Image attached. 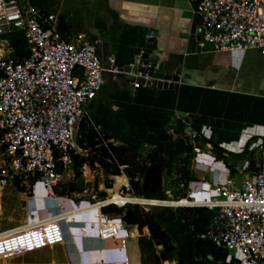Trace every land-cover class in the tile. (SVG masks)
I'll return each instance as SVG.
<instances>
[{"label": "crops", "instance_id": "1", "mask_svg": "<svg viewBox=\"0 0 264 264\" xmlns=\"http://www.w3.org/2000/svg\"><path fill=\"white\" fill-rule=\"evenodd\" d=\"M35 2L43 13L57 17V29L62 36L81 33L96 44V52L106 68L105 83L97 96L84 105L87 116H81L76 133L80 136L88 127L92 129L91 122L100 125L116 144L139 145L137 149L142 154L136 159L139 163L150 165L147 158L155 157L160 169L154 168L147 181L137 176L141 187L145 182L150 187L158 182L157 178L165 201L179 197L190 202L202 201L210 195L208 182L215 178L223 181L227 170L237 182L243 179L238 171L246 162L248 172L257 170L256 147L264 138V55L253 49L202 50L199 20L193 11L197 0ZM6 37L1 38L9 45ZM142 52L157 58L158 72L179 71L181 80L172 89L134 87L125 81L123 74L108 70L131 63ZM7 54L14 55L11 47ZM179 114L190 116L188 124ZM83 122L89 124L86 129L80 127ZM177 127L181 128L180 137L164 140L167 131ZM188 133L197 135L200 154L196 163L192 162L195 153L187 141ZM143 142L152 146L147 156ZM213 147L225 155V160L217 158L219 153ZM188 155L191 156L188 174L192 180L185 183V191L177 196L176 186L182 183L181 160ZM87 156L88 152L81 156L82 160ZM97 176L102 180L101 173ZM201 176L207 183L199 181ZM35 192V196L19 197L23 218L11 228L18 229L15 234L0 239L1 264L12 259L16 264H123L125 258L128 264H138L135 245L141 233L147 236L148 228L143 227L140 233L138 226L128 225L130 236L123 249L120 239H99L97 211L72 213L63 220L24 228L30 213L46 218L58 213V207L65 211L72 208L68 201L57 204L55 199L46 197L40 186ZM56 194L76 201L79 198ZM153 212L162 220L161 226L170 236L177 258L184 264H205L193 251L187 232L178 221L180 212L157 207ZM167 264H173V259Z\"/></svg>", "mask_w": 264, "mask_h": 264}, {"label": "built area", "instance_id": "2", "mask_svg": "<svg viewBox=\"0 0 264 264\" xmlns=\"http://www.w3.org/2000/svg\"><path fill=\"white\" fill-rule=\"evenodd\" d=\"M194 14L199 20V47L215 52L253 49L264 55V0H197ZM57 17L47 15L28 0H0V38L15 32L22 33L27 55L21 59L0 57V189L16 184L31 185L28 194L35 196L37 187L55 201H68L72 208L46 218L28 214L26 229L37 228L63 220L72 213L97 211L99 239H120L122 248L129 238L121 219H110L100 208L115 205L123 208L160 206L140 203L155 200L133 193L126 165H116L119 174L109 175L104 199L88 201L84 191L78 201L69 196H57L56 187L68 175L76 156L88 149L78 145L76 133L81 116H87L84 105L94 99L105 83L102 62L96 48L84 34L62 36L57 29ZM117 72V69H108ZM147 79V78H145ZM134 87L146 86L139 82ZM92 130L102 139L100 125L90 122ZM175 136L174 129L167 131ZM196 133H188L196 163L200 150L196 147ZM117 146L113 139L102 143ZM147 152L149 142L142 143ZM112 157V153L108 150ZM257 170L248 172L249 163L242 167L243 179L237 182L227 170L223 181L208 182V199L193 201L191 207H203L212 212L210 222L201 239L210 241L216 249L227 254V262L234 264H264V138L256 147ZM247 169V170H246ZM246 170V171H245ZM91 166L84 167V180L89 182ZM199 181L207 183L204 176ZM116 188V191H113ZM184 189L179 182L176 190ZM114 194L134 202L119 206ZM170 197V195H169ZM168 262V261H166ZM1 264V263H0ZM123 264H128L125 258Z\"/></svg>", "mask_w": 264, "mask_h": 264}, {"label": "trees", "instance_id": "3", "mask_svg": "<svg viewBox=\"0 0 264 264\" xmlns=\"http://www.w3.org/2000/svg\"><path fill=\"white\" fill-rule=\"evenodd\" d=\"M29 3L39 8L35 0H28ZM7 41L9 42V46L13 49L14 57L17 59H21L27 55V51L25 50V41L22 33L15 32L13 34H10L6 37ZM89 125L87 122H83L81 124L82 129H86V126ZM84 127V128H83ZM88 127V126H87ZM89 128V129H88ZM86 130V133L84 134L82 138V132L80 135V139H78V145L82 148V146H96L99 145L100 148H102L101 156L107 157L110 156L108 153V150H110L112 153H117V149L111 145H107L108 149L103 147L102 143L103 141L107 140L108 137L104 134L103 138L101 139L90 127H88ZM81 129V131H82ZM103 129V128H102ZM85 141V143H84ZM88 144V145H87ZM139 145H128V147L132 149H137ZM216 152L219 153L217 158L225 160V155L222 154V152L213 147ZM190 150V148H189ZM118 155V154H116ZM148 164L139 163L136 160V163H130L127 160V157H119L117 160L118 165H126V173L130 178L131 186L134 195L136 196H142L146 199L150 200H160L165 201V199H162L161 195V187L158 182L153 183L150 185V187L147 186V183L141 187L139 184V181L135 178L137 176L144 177L145 181H147L149 175L153 174V169H160V166L155 163V157L151 159V157L147 158ZM191 160V156H186L181 160L182 162V170L180 171V181L184 184V189L176 190L177 196L179 194H182L185 191V183L187 184L190 180V175L188 174V166ZM101 166L104 167L105 171H108L110 175H118L119 170L116 165H106V163H101ZM156 176V175H153ZM71 191H77L81 192L82 189L78 188L77 186L74 187ZM62 195H69L62 193ZM176 196V195H175ZM101 199H104L106 197L105 193H100ZM183 197H179L176 200H181ZM155 207L152 208V210ZM100 212L106 216H108L110 219H121L126 225H136L140 229L143 227H147L151 239L156 242L158 246L163 247L162 256L164 259H171L172 253L174 252V244L170 238V236L166 233V231L162 228L161 223L162 220L155 212H145L141 210L137 206H127L125 208H117L115 205H108L105 207L100 208ZM186 214V215H185ZM212 216V212L208 211L207 209L203 207H190L185 208L184 212L178 214V221L182 223L184 226L189 241L192 243V249L195 252V254L199 257V259H203L204 262H209L208 257L211 258L210 264H234L233 262H227V254L222 252L219 249H216L213 244L206 240L201 239L200 235H202ZM13 230V229H11ZM3 232V231H2ZM1 233V232H0Z\"/></svg>", "mask_w": 264, "mask_h": 264}, {"label": "rangeland", "instance_id": "4", "mask_svg": "<svg viewBox=\"0 0 264 264\" xmlns=\"http://www.w3.org/2000/svg\"><path fill=\"white\" fill-rule=\"evenodd\" d=\"M4 40L5 39L0 38V57L2 56L13 57V54H9V55L7 54L8 51H10V47L5 43ZM83 136L84 134L82 133V138ZM114 147L118 150L117 153L111 152L112 157L111 156L102 157L101 156L102 148H100V146H87V147L82 146V148L88 149V156L84 160H82L81 156H76L74 158V164L69 173L70 176L69 177L68 176L66 177V175L64 176L62 182L55 189L56 193L71 194L72 196L78 195L82 199V193L86 191L84 192V198L91 202L93 200L101 199L100 197L101 192L107 195V192H105L104 190L105 187L106 188L108 187V184L105 181V176L110 175V173L104 170V167L101 166V163L103 162L106 163V165L110 166L112 164H110L109 161H111L112 163H117L119 157H125V158L127 157V160L130 164V163H136V159L142 157L141 151H139V149H132L128 147V145H126L125 143L117 144V146ZM1 161L2 158L0 156V162ZM87 164L91 166V174L93 176V178H91L89 182L84 180V167ZM100 173L102 174V180L99 178V176H97L100 175ZM30 185H31L30 182H27L26 184L23 183L20 184L18 182L15 188L13 186H7L5 188L0 189V232L1 231L6 232L4 230L13 228L23 218L22 210H21L22 201L19 199V197L21 196L24 197L23 194L28 195V190ZM76 186L82 189V191L81 192L71 191ZM167 200L178 201L176 199H166V201ZM185 207L187 206L181 208L179 206L160 205V207L157 208H164L175 211L177 213L178 212L183 213ZM152 208L153 207H146V209H148V212L150 213L153 211ZM140 235L141 237L138 238V241L135 245L136 255L138 256V264H164L166 261L172 259H173V264H184L179 260V258H177L174 252L172 253L171 259H164L162 256L163 247L158 246L156 242L151 239L150 232H148L147 236H142L143 233H141ZM199 260L202 261L203 259L202 260L199 259ZM204 263L210 264L208 262L207 263L204 262ZM7 264H16V260L12 259L8 261ZM56 264H63V263L60 262Z\"/></svg>", "mask_w": 264, "mask_h": 264}, {"label": "water", "instance_id": "5", "mask_svg": "<svg viewBox=\"0 0 264 264\" xmlns=\"http://www.w3.org/2000/svg\"><path fill=\"white\" fill-rule=\"evenodd\" d=\"M94 46H96V44H94ZM157 63V58H151L149 53L142 52L139 55H135L131 63H128L123 67L117 68V71L124 75L125 81L127 83L139 82L142 85L145 84L147 87H151L158 90L172 89L174 83H177L181 80V73L179 71L174 74H164L158 72ZM178 117L186 124H188V119L190 118V116H186L185 114H179ZM174 134L175 138H178V136L180 137L181 128L177 127L174 130ZM172 137V135L167 134L164 137V140L172 139ZM210 259L211 258L208 257V263H210Z\"/></svg>", "mask_w": 264, "mask_h": 264}, {"label": "bare ground", "instance_id": "6", "mask_svg": "<svg viewBox=\"0 0 264 264\" xmlns=\"http://www.w3.org/2000/svg\"><path fill=\"white\" fill-rule=\"evenodd\" d=\"M113 191H116V188L113 190ZM112 200L113 202L117 203L119 206H122L126 203H129V202H134L133 199H130L128 197H119L117 194H114V197L113 199H110ZM151 203V204H156V205H165V206H191L192 205V202L186 200V199H181V200H178V201H151V202H145L144 200H141L140 203ZM18 231V229H13V230H9V231H6V232H1L0 233V239L1 238H4V237H7V236H10V235H13L15 234L16 232ZM20 232V231H19ZM164 264H167V262H165Z\"/></svg>", "mask_w": 264, "mask_h": 264}]
</instances>
